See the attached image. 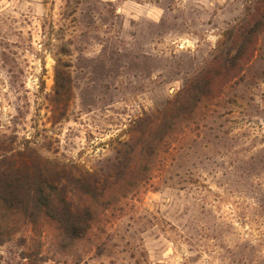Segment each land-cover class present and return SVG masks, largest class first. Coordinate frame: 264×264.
<instances>
[{"label": "rangeland", "instance_id": "1", "mask_svg": "<svg viewBox=\"0 0 264 264\" xmlns=\"http://www.w3.org/2000/svg\"><path fill=\"white\" fill-rule=\"evenodd\" d=\"M255 2L0 0V172L40 167L78 209L238 43ZM191 116L145 188L76 240L29 223L0 264H264V32Z\"/></svg>", "mask_w": 264, "mask_h": 264}, {"label": "trees", "instance_id": "2", "mask_svg": "<svg viewBox=\"0 0 264 264\" xmlns=\"http://www.w3.org/2000/svg\"><path fill=\"white\" fill-rule=\"evenodd\" d=\"M254 7V8H253ZM238 43L223 52L213 65L192 85L186 96L162 116L156 129L142 141L134 157L112 181H94L82 187L83 205L72 207L67 192L50 174L23 163L0 172V243L9 240L29 223L46 222L55 233L69 240L79 239L93 224L106 217L121 201L145 188L158 164H161L166 140L183 131L191 114L203 100H211L228 81L235 79L256 52L260 33L264 32V0H256L245 19L230 30ZM55 74L54 95L60 100L69 91ZM67 83V81H65ZM190 119V121H188Z\"/></svg>", "mask_w": 264, "mask_h": 264}]
</instances>
